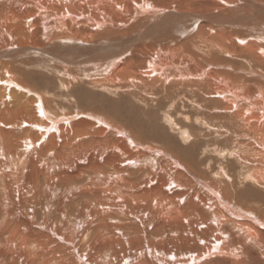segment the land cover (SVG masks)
I'll use <instances>...</instances> for the list:
<instances>
[{"label":"bare ground","instance_id":"obj_1","mask_svg":"<svg viewBox=\"0 0 264 264\" xmlns=\"http://www.w3.org/2000/svg\"><path fill=\"white\" fill-rule=\"evenodd\" d=\"M0 264H264V0H0Z\"/></svg>","mask_w":264,"mask_h":264},{"label":"rangeland","instance_id":"obj_2","mask_svg":"<svg viewBox=\"0 0 264 264\" xmlns=\"http://www.w3.org/2000/svg\"><path fill=\"white\" fill-rule=\"evenodd\" d=\"M44 87H45V90H49L51 93H53V95L55 96V98H57V101L59 100L58 98H61L59 104H62L63 106L73 107L75 105L79 109H89V107L80 104L78 102V100L75 98L74 95H72L70 93H67V94L64 93L63 94L62 91L57 86H55V85H53V84H51L49 82ZM121 101L123 102V100H121ZM121 101H116V104L118 102H119L118 104H123ZM126 102H128V104H130V105H127L126 104V106H128L126 112L123 113V110H121L120 113H119V115L120 116H123V115L127 116L128 114H130V115L127 116V117H124L123 119H126L129 123H132L135 120L144 121L145 124H146V126L148 127V131H144V133H147L148 132L147 134L150 135V137H152L153 139H155V141H153V142L160 143V145L162 144L164 147L166 146L164 142H168L169 140H174V139H170L171 137L166 132H164L162 130L160 131V124H159L160 121H156L159 118L158 113L156 112V116L157 117H154L151 114V112H153V107L144 108L142 106H139L137 108L136 106L132 105L133 104L132 102L129 103L128 100H125L124 103H126ZM103 107H105V106H103ZM147 120H149V122H147ZM117 121L120 122L121 120H117ZM121 124H123V122ZM167 135L169 137L166 138ZM156 139H158V140H156ZM173 142L178 145V142L176 140H174ZM201 150L202 149H199L195 153V155H196V159L195 160H196V163H198V164L202 162L201 161L202 159H200L201 158V155H200V151ZM215 161L216 160H214V163H215ZM251 199L253 200V198H251Z\"/></svg>","mask_w":264,"mask_h":264}]
</instances>
